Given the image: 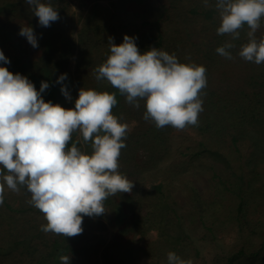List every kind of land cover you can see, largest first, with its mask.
<instances>
[{
    "label": "rangeland",
    "instance_id": "374dc122",
    "mask_svg": "<svg viewBox=\"0 0 264 264\" xmlns=\"http://www.w3.org/2000/svg\"><path fill=\"white\" fill-rule=\"evenodd\" d=\"M7 1L13 3L15 9L0 13V50L12 61L22 57L20 64L25 65L14 66L13 73L21 74L26 69V74H33V84L37 81L35 77L40 78L41 82L34 84L37 91L42 82L50 85L41 94L44 100L70 104L73 108L80 89L88 90L81 77L86 74L90 75L88 79L93 77L84 64L79 66V46H85V42L88 41V48H92L101 41H109L110 36L114 41H123L125 35L135 37L136 43L152 41L145 35L148 32L158 35V31L152 29L154 23H143L164 16L158 25L164 33L165 44L172 48L179 45L178 41H207L221 24L219 11L214 19L188 12L190 5L202 9L212 6L213 0H172L171 4L163 0H41L59 12V20L52 23L58 35L55 41L60 45L54 59H59L61 49L69 43L75 51L64 62L66 67L53 72L49 80L51 70H44L35 62L44 55L39 51L40 42L54 40L45 39L48 34H41L44 28L42 30L39 18L25 0H0V3ZM23 26L33 28L37 48L19 35ZM95 53L92 58L99 61L97 50ZM45 59L44 56L41 61ZM63 74H67V78L62 84L57 83ZM64 86L71 100L62 94ZM109 89L110 94L118 92L116 88ZM125 122L130 126L135 124L125 140L126 147L121 150L119 172L135 183L132 192L108 197L104 201L106 212L103 215L85 216L84 231L80 235L64 237L42 231L41 237L32 240L33 233L47 224L45 215L36 207L23 212L8 207L7 203L14 207L28 206L30 199L28 194L22 196L27 192L26 186H18L19 193L5 186L4 203L0 205V264H62L60 257L63 255L70 256V264H168L169 252L185 260L191 259L193 264H227L231 255L241 248L257 255L253 258L243 256L233 264H264L263 180H255L256 188L241 212L237 209V200L231 199L227 191L211 180L213 172L223 171L225 165L227 174L234 170L238 173L248 171L249 162L254 160L251 143L246 144L242 158L237 154L232 158L227 145L218 143L227 151V162L208 152L192 158L187 154V146L196 147L203 136L190 126L182 131L170 126L169 149L151 158L150 152L133 140L141 122L136 118ZM81 136L77 132V137ZM160 183L168 199L158 195L154 185Z\"/></svg>",
    "mask_w": 264,
    "mask_h": 264
},
{
    "label": "clouds",
    "instance_id": "9594fccd",
    "mask_svg": "<svg viewBox=\"0 0 264 264\" xmlns=\"http://www.w3.org/2000/svg\"><path fill=\"white\" fill-rule=\"evenodd\" d=\"M42 27L59 20V12L41 0H25ZM221 24L218 35L239 39L247 25L248 42L239 56L259 65L264 63V39L256 32L264 18V0H217ZM19 35L37 48V36L30 26H23ZM110 55L95 69L97 80H107L124 95L126 102L140 108L146 102L143 119L157 129L171 126L182 131L197 126L203 112L202 91L207 87V69L195 63H181L175 54L158 48L141 54L136 38L125 35L122 44L109 37ZM231 42L216 52L232 59ZM0 62L10 63L0 50ZM67 74L59 77L63 83ZM49 88L41 83L39 91L25 76L0 67V205L4 203L5 186L19 193L26 186L31 205L47 220L41 226L45 233L75 237L83 233L85 216L98 217L106 210L104 201L118 193H131L135 183L119 172L121 150L134 127L122 122L112 110L117 104L115 93L80 89L73 109L45 102L42 93ZM62 94L71 100L66 86ZM82 134L85 143L92 142V154L82 152L76 144L67 145L72 134ZM6 170V174L5 171ZM70 264V256L60 257ZM168 264H193L175 252L167 255Z\"/></svg>",
    "mask_w": 264,
    "mask_h": 264
},
{
    "label": "trees",
    "instance_id": "16d2710c",
    "mask_svg": "<svg viewBox=\"0 0 264 264\" xmlns=\"http://www.w3.org/2000/svg\"><path fill=\"white\" fill-rule=\"evenodd\" d=\"M163 1L164 3H167V1H169L170 4L172 3V0ZM216 3L217 0H213L212 6L202 9L190 5L188 12L192 14L200 13L204 19H214L215 14L218 12ZM14 9V4L10 1L0 3V13L13 12ZM163 15L164 12L161 13V16ZM163 18L164 16L161 18L158 17L155 21H145L143 23L144 25L154 23L152 29L158 31V35L148 32L145 37L152 39V41H137L140 42L136 44L141 54L155 47L169 54H175L178 61L181 63H195L205 66L207 69V87L203 89L201 95L204 110L199 114L198 125L190 126L198 130L203 138L198 142L196 147L188 145L187 149L189 151H187V154L193 158L194 156L204 155V152H208L211 156L217 159L223 158L227 162V151H229L232 158L233 156L235 158L236 154L242 158L248 142L254 147V160L252 159L249 162L248 171L242 170L241 173H238L236 172L237 170H234L227 174L225 172V165L223 171L215 170L212 174L211 180L217 182V185L219 184L222 190L224 189L227 191L231 199L237 200V209L241 212L247 204L250 193H253L254 188H256L255 183L258 178L263 180L264 187V63L257 65L254 62L244 60L238 54L242 45L248 42L247 32L250 29H248L247 25L240 30V37L236 40H233L232 37L228 35H218L217 31L213 30L207 41H178L179 45L176 44L172 48H169L165 44L166 41L163 40L164 33H162L161 27L158 25ZM260 23L261 26L255 34L258 41L264 39V18L261 19ZM104 26L105 25H103V27ZM41 28L42 30L44 28V32L41 34H48L45 36V39H52L54 41L40 42L39 51L41 50L44 55L39 56L35 63L44 70H51L48 73V79L51 80L52 77L50 75L53 72H59L62 68L64 69L66 67L64 62L68 61L69 55L73 54L75 51L74 47L69 43L66 45V48L64 47L61 49L59 59L56 61L54 58L57 51L60 50V45L58 41H55L56 37H58L55 27L52 24L50 27ZM44 35H42V37ZM59 42L62 43L61 41ZM101 42V44L92 48H88V41L85 42V46H79V66L84 64L85 68H89L93 73V77L91 75L90 79H88L90 76L88 74L81 77V79L82 84L87 85V89H93L98 92H109L108 89L113 86H111L107 80L96 79L97 73L95 69L105 63L107 57L110 55L109 41ZM227 42H231L235 45L229 50L232 54V59H227L216 52L218 47L223 46ZM114 43L119 45L122 44L123 41H114ZM96 50L99 54V61H94L92 58V54H96ZM44 56L47 59L41 61ZM22 59V57H17L12 61L9 57L8 60L10 63L5 64L4 62H0V67H7L8 70L13 73L15 71L14 66H25L23 63L20 64ZM24 60L28 61V58H24ZM38 66H36V68H38ZM26 71L27 70L24 69L21 75L27 77L31 81V79H33L31 76L33 74H30V72L26 74ZM38 79L40 78L35 77L34 80L37 81H35L34 84L36 82H41L38 81ZM53 85L58 84L53 83ZM116 99L117 104L112 110L115 116L120 117L122 122L130 118H136L142 124L140 129L133 135V140L138 146L147 152L149 151L151 158H154L156 153H159L161 150L169 149L168 144L171 137V131L169 130L170 126L157 129L153 122L145 121L143 119L144 113L146 112L145 101L143 103H141V101L140 108L137 109L126 102L125 96L120 94L119 90L116 94ZM48 101L51 100H45V102ZM51 102L53 104H58V102ZM61 106L66 109H73V106L70 104L67 105L63 103ZM72 142L76 144L82 152H87L89 155L92 154V142L85 143L82 136L79 138L77 137V132L72 134V139L67 145L68 148H71ZM218 143H222L223 146L227 145V151L221 148L220 145H217ZM182 152L185 153L186 151L183 150ZM0 168H2V166H0ZM4 171L6 174V170ZM154 187L158 190V195L161 199L169 198V195L163 188V183L154 185ZM26 194L29 195L28 199L31 200V194L28 191L22 196ZM7 206L22 212L34 209V206L31 204L28 206L25 204L23 207H14L10 203H7ZM178 221H181L180 216H178ZM40 232H42L41 227H39L37 232L33 233L32 240L41 237ZM246 254H248L247 251L241 248L238 252L231 255L227 264H233L243 256L253 258L257 255V253L253 252L248 255Z\"/></svg>",
    "mask_w": 264,
    "mask_h": 264
},
{
    "label": "crops",
    "instance_id": "0c3cea01",
    "mask_svg": "<svg viewBox=\"0 0 264 264\" xmlns=\"http://www.w3.org/2000/svg\"><path fill=\"white\" fill-rule=\"evenodd\" d=\"M0 24H1V22H0ZM1 37V36H0ZM2 41H0V43H1Z\"/></svg>",
    "mask_w": 264,
    "mask_h": 264
}]
</instances>
